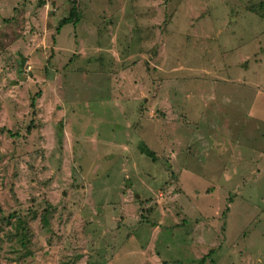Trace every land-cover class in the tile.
<instances>
[{"label":"rangeland","instance_id":"obj_1","mask_svg":"<svg viewBox=\"0 0 264 264\" xmlns=\"http://www.w3.org/2000/svg\"><path fill=\"white\" fill-rule=\"evenodd\" d=\"M261 4L0 0V264H264Z\"/></svg>","mask_w":264,"mask_h":264},{"label":"trees","instance_id":"obj_2","mask_svg":"<svg viewBox=\"0 0 264 264\" xmlns=\"http://www.w3.org/2000/svg\"><path fill=\"white\" fill-rule=\"evenodd\" d=\"M259 9H260V10H263V9H264V5L261 4V5L259 6ZM75 14H76V9H75V8H71L70 16L67 17V18H63V19L59 22V25H58V27H57V32H58V33L60 32V30H61L62 27L66 26V25H69V24H71L72 22H74V24H76L77 21H73V19H72V17H73ZM37 96L39 97L40 94L38 93ZM35 102H36V100H35V99H34V100L32 99V101H31V108H34V106H35ZM31 123L33 124V121H31ZM144 151H145V153H146L147 155L152 156L151 151H150L147 147L144 149ZM47 212H48V211H46V212L44 213L46 216H45V215H44V216L42 215V222H43L44 226H48ZM17 220H18V221H21L19 218H17ZM18 223H21V222H18ZM15 228L18 230V232L20 233L21 236H23L24 233H25L26 230H27L25 227H20L18 224L15 225ZM210 254H211V252H209L208 255H206V257H204V258L201 260L200 264H203V263L205 262V258H207V256H209Z\"/></svg>","mask_w":264,"mask_h":264}]
</instances>
